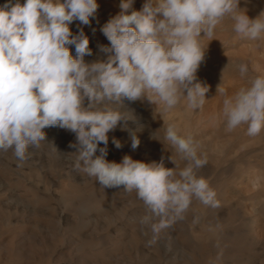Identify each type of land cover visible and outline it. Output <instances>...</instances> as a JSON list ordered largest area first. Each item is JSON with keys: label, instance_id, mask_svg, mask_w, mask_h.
<instances>
[{"label": "clouds", "instance_id": "clouds-1", "mask_svg": "<svg viewBox=\"0 0 264 264\" xmlns=\"http://www.w3.org/2000/svg\"><path fill=\"white\" fill-rule=\"evenodd\" d=\"M133 3L121 0V11L100 28L110 42L100 46L107 59L91 63L84 60L92 55L89 37L83 27L74 35L70 25L90 26L97 0H8L0 5V153L11 151L23 164L29 148L46 141V127L74 133L76 143L69 145L77 149L74 170L102 188L135 191L145 206L140 223L151 234L148 244L154 245L185 219L193 200L218 206L208 179L197 175L207 160L198 156V141L169 123L163 139L187 161L183 168L172 155L173 168H166L163 159L146 163L129 155L109 162L108 133L118 127L127 131L135 121L125 100L146 99L165 112L181 102L186 110L202 109L209 91L196 76L206 51L203 37L213 36L227 17L241 38L264 40V11L251 19L240 0H146L140 11H130ZM236 68L248 77L247 64ZM218 93L226 96L221 112L226 131L246 125L247 134L257 136L264 130V76L249 77L231 96L222 87ZM112 143L122 147L115 137ZM139 145L131 133V148Z\"/></svg>", "mask_w": 264, "mask_h": 264}, {"label": "rangeland", "instance_id": "rangeland-1", "mask_svg": "<svg viewBox=\"0 0 264 264\" xmlns=\"http://www.w3.org/2000/svg\"><path fill=\"white\" fill-rule=\"evenodd\" d=\"M7 2L0 0V5ZM145 2L134 0L130 11H140ZM97 3L90 26L79 21L70 25L74 35L83 27L89 37L92 55L84 57L86 63L107 59L100 46L110 42L100 28L121 11V0ZM239 7L255 19L264 11V0H240ZM201 43L206 51L196 76L209 88L203 108L186 110V102H181L165 112L146 99L125 100L136 119L127 131L118 127L108 133L106 159H163L166 168H173L172 155L183 168L187 161L163 139L165 127L174 123L181 135L198 141V156L207 163L197 175L208 179L218 206L193 200L185 219L149 245L151 234L140 223L145 206L136 192H126L123 186L102 188L94 178L74 170L72 153L77 149L69 145L76 143L75 134L46 127V141L39 148L30 147L23 164L11 151L0 153V264H264V130L257 136H249L246 125L226 131L221 116L226 96L218 93L222 87L231 96L249 77L264 76V40L241 38L226 17ZM70 51L75 57L74 46ZM240 63L248 65V77L239 75ZM133 132L140 140L135 150ZM113 137L121 141V148L112 143Z\"/></svg>", "mask_w": 264, "mask_h": 264}]
</instances>
